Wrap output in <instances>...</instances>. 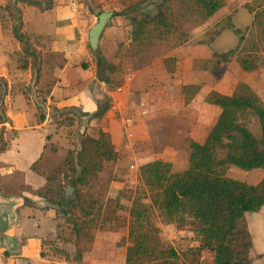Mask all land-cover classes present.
Instances as JSON below:
<instances>
[{
	"label": "rangeland",
	"instance_id": "rangeland-1",
	"mask_svg": "<svg viewBox=\"0 0 264 264\" xmlns=\"http://www.w3.org/2000/svg\"><path fill=\"white\" fill-rule=\"evenodd\" d=\"M84 2L85 7H81L82 13L77 12L79 16L85 15L84 9L85 11L90 10L98 20L99 12L116 11L119 13L118 16L124 17L129 23L132 18H137V21H132L134 25L130 24L133 26L132 32L140 22L146 23L140 39L133 43H124L125 45L121 48L118 46L112 26H108L106 29V34L103 36L97 52L107 60L102 65L100 73L101 76L110 77V86L114 87L112 90H116L118 85L125 84L127 70L130 71L132 67V62L129 59L135 63L136 67L167 53L164 57L166 68L178 71L180 67L184 68L182 70L186 73L185 66L188 64L183 60L184 56L180 59L175 57L172 54V49L189 44L193 49L192 55L197 56L193 63L194 69L210 70L211 74L187 75L188 73H186L182 77L180 76L183 85L184 82H197L194 85L199 86L196 91L192 87L193 84L184 85L182 88L183 100L185 99L186 102L193 100L201 90L204 89V92L213 87L214 81L218 78L230 76L226 80V85L230 90L239 82L251 80L256 82L257 86L253 89L264 102V29L260 26L256 28L252 26L254 19L252 10L263 12L264 0H226L225 5L212 16H207L205 9L195 0H84ZM4 6L1 8L2 10L0 9V14L6 12L5 22L11 23L13 27L15 20ZM33 11V8H28L31 16ZM159 11L163 12L166 25H158L157 13ZM114 18L109 20V24H112ZM29 19L27 16L25 32L30 37L31 45L36 48L35 42L31 39V35L35 33L36 25L32 19ZM37 21L43 26V36L41 39L36 38L35 40L51 45L56 41V34L59 32L57 25L45 23L41 19H37ZM8 28L11 30L10 25ZM236 29H240L242 32L238 33ZM127 32L125 31V33ZM242 34H245L248 39L247 49L251 48L249 46H252L254 42H257L259 47L257 53L259 66L251 72L242 69L237 60L238 55L229 61L221 59L219 63H216V60L219 59L216 54L236 48L240 44ZM5 37L11 38L8 29L5 30ZM9 42L11 45V39ZM245 46L243 45V48ZM139 55L141 57H138ZM24 60V56L21 55V64ZM95 60L97 64V59L95 58ZM108 62L112 63L114 70L111 69L112 66ZM129 63L131 66H128ZM98 77L100 79L99 72ZM228 80L229 82H227ZM40 83L41 80L34 76L32 83L27 86L26 93L41 103L40 112L46 113L50 132L54 136L51 140L52 144L47 146L45 154L37 163L38 170L50 175L51 179L41 188L26 187L25 190L29 191L32 196L40 194L41 198H37L39 207L49 210L24 207L21 214L24 217H28L25 215L26 213L36 214L40 220L36 219V222H42L43 227L45 226L44 221H52L47 218L48 215L55 216L57 220L54 223V226H57L56 233L45 242L46 260L48 261L46 264H54V261H59L61 264L66 262L69 264H126L127 248L132 244L129 238L130 210L137 195L144 196L148 193L145 192L147 187L140 179V166L148 159H160L171 161L174 172L186 170L190 165L189 139L192 138L187 137L179 151L176 152V150V153L172 154L171 150L166 151L163 148L162 139L158 137L159 134L151 131V136L143 137V144H140V148L142 147L145 152L150 154L142 157L140 154L136 155L137 150L133 152L132 148L127 149L128 153L124 152V149H119L116 160H106L98 155L95 141L88 142L84 148L85 141L90 138L107 141V136H101L102 129L97 126H101L103 120L102 116H98L99 109L93 117L84 115L83 108L77 106L55 107L51 105L48 112L47 105L43 103L44 98L47 100V92L46 89H41ZM10 94L13 98V95H19V93L12 94V92ZM109 99L113 105V99L108 94L102 102V107ZM142 99L143 96H139L138 101ZM14 111H16V107ZM111 115L113 114L111 113ZM115 117H118L117 113H115ZM118 121L117 118L114 123L120 130L118 140L124 141L129 131L135 132L138 136L145 133V127L142 124L130 126L131 129H129V124H118ZM138 121L141 122L142 119H138ZM250 126L257 135L260 134L258 120L253 119ZM109 141L112 142L110 139ZM86 158L89 160L99 158L103 167L90 176L88 185L79 186L77 189L70 185L69 181L81 175L84 166L82 159L86 162ZM227 175L251 184L259 183L253 170H246L235 165L229 167ZM69 186L74 187L75 190L67 201H75L80 191L81 198L76 201L77 208L54 203L60 197H64L65 190ZM45 193L48 194L47 197L43 196ZM144 200L150 201L149 197ZM81 206L83 210L79 209ZM85 208L91 210V216H86ZM74 217L80 218V223L84 225L80 232L74 228L72 221ZM247 220L254 240L250 256L253 264H261L264 261V206L260 211L247 213ZM153 221L160 229L158 235L160 246L173 247L178 250L183 264H210L212 262V255L207 250L201 254L197 252L191 254L193 250L191 247L199 246V241L196 240V234L191 227L166 224L162 222L157 210H153Z\"/></svg>",
	"mask_w": 264,
	"mask_h": 264
},
{
	"label": "crops",
	"instance_id": "crops-1",
	"mask_svg": "<svg viewBox=\"0 0 264 264\" xmlns=\"http://www.w3.org/2000/svg\"><path fill=\"white\" fill-rule=\"evenodd\" d=\"M7 1L0 0V9ZM53 2L54 6L47 10L19 3L23 11L24 32L27 16L36 25L31 39L35 42L33 43L36 49L41 52L39 85H42L41 89H46V92L48 89L51 90L50 93L47 92V100L43 102L47 105L48 112L51 105L77 106L82 107L84 112L93 117L109 94L113 99V105L102 116L101 126H97L102 129L101 132L110 135L117 152L124 149V152L128 153L127 149L132 148L133 152L137 150L136 155L140 154L143 157L150 154L140 148V144H143V137L151 136V131L159 134L163 148L166 151L171 150L172 154L176 150L179 151L187 137L201 143L206 140L221 113V108L208 103L206 97L213 90L227 95L233 94L236 86L230 90L226 85V80L230 76L218 78L214 81L213 87L208 88V91L201 90L193 100L191 99L192 101L183 100V86L197 82H184L183 85L182 75L211 74L210 70L194 69L193 63L197 56L192 55L191 45L184 44L172 49V54L179 59L184 56L183 60L188 64L185 66L186 73L182 70L184 68L180 67L174 73L168 71L164 61L167 53L136 67L129 59L132 67L130 71L127 70L125 84L118 85L116 90H112L114 87L98 77L97 64L90 43V31L97 22L96 15L84 9L85 15L79 16L70 5V0ZM80 6L85 7L84 0H80ZM28 8H33L32 16ZM5 15L6 12L0 14V76L5 77L9 83L5 106L10 121L0 123V129H4L5 140L8 143L7 149L0 153V264H46L48 261L45 242L55 235L57 226H54V223L57 220L54 215H48L47 218L52 221H44L43 227L42 222H36V219L39 220L36 214L26 213L28 217H24L21 213L24 207L49 210L39 207L37 198H41L40 194L32 196L25 188H41L50 181L51 176L41 173L37 163L45 154L47 146L52 144L54 136L49 129L48 117L45 120L41 119L40 102L26 93L27 86L38 73L33 69L31 60L26 68L21 67L20 57L23 56V50L12 32V24L5 22L7 17ZM37 19L57 25L59 32L56 34V41L51 45L35 40L43 36V26ZM112 21V24L108 21L99 45L108 26H112L115 31L120 48L125 45L124 43H133L131 23L118 15ZM7 25H10L11 30ZM7 29L11 33L9 38L11 45L9 39L5 37ZM125 31H128V35ZM128 66H131L130 63ZM246 82L252 88L257 86L256 82L251 80ZM10 92L19 95H13V98ZM140 93L142 95H139ZM139 96H143L141 101H138ZM144 110L147 113H144ZM115 113L118 117H115ZM115 118H118V124H129V129L130 126L142 124L145 133L138 136L135 132L129 131L124 141L118 140L120 130L114 124ZM149 161L153 160L148 159L147 162ZM260 169L262 168L253 169L258 182L264 178V171ZM25 198L31 199L36 205L26 204ZM54 264L61 262L54 261Z\"/></svg>",
	"mask_w": 264,
	"mask_h": 264
},
{
	"label": "trees",
	"instance_id": "trees-1",
	"mask_svg": "<svg viewBox=\"0 0 264 264\" xmlns=\"http://www.w3.org/2000/svg\"><path fill=\"white\" fill-rule=\"evenodd\" d=\"M201 5L207 16H212L222 8L226 0H195ZM19 3L33 5L41 10L51 9L53 0H8L4 8L14 18L12 27L14 36L19 40L24 56L21 67L26 68L31 60L33 69L37 70L39 80L41 70V52L31 45L30 37L24 32L23 11ZM253 27L264 29L263 12L252 10ZM102 12H99L100 15ZM119 15L114 12V17ZM137 18L131 19V24ZM146 22V21H145ZM158 25H166L162 11L157 13ZM146 23L133 30V41L140 39ZM241 33L242 30L236 29ZM248 39L245 34L240 37V44L227 52L216 54L221 59L229 61L235 55L243 70L251 72L258 68V44L252 42L247 49ZM243 45H246L243 48ZM245 50V51H243ZM97 59L100 80L111 84L109 76H101L100 69L107 60L92 49ZM111 66L112 63L108 62ZM115 67V66H114ZM114 70L113 66L111 68ZM102 70V69H101ZM104 71V69H103ZM168 71L174 73L175 69ZM196 91L199 86L193 84ZM8 80L0 76V123L10 121L6 113L5 96L8 93ZM188 88L189 87H186ZM51 92L50 89L47 90ZM46 98L43 99V102ZM208 103L221 108V113L211 128L206 140L201 143L189 139L190 165L182 172H174L171 161L153 160L140 166V179L147 187L146 195H137L130 210L131 223L129 238L131 245L127 248L126 264H183L181 254L173 247H161L159 244L160 229L153 221V210L159 212L162 222L191 227L196 234L199 246L191 247L192 253L201 254L207 250L212 255L210 264H253L250 256L254 240L248 226L247 213L260 211L264 206V178L257 184L236 179L227 175L230 166L235 165L246 170L262 168L264 170V102L258 93L246 82H239L231 95L211 91L207 97ZM109 99L105 106L99 105L98 116H103L111 108ZM41 109V103L39 104ZM84 115H89L85 112ZM45 112H41V119L45 120ZM253 119L258 120L261 132L257 135L250 124ZM105 139L90 138L85 141L96 142L98 155L106 160H116L118 152L110 135L101 132ZM104 143V144H103ZM4 129H0V153L7 149ZM97 156V155H96ZM88 158V157H87ZM85 159L80 176L72 178L69 184L78 189L89 184L90 176L99 171L103 165L96 158ZM47 197L48 194H43ZM149 197L150 201L144 199ZM50 198H52L50 196ZM81 198L78 192L75 201H67L60 197L61 206L77 208L76 201ZM26 204L36 205L31 199L25 198ZM83 210L81 206L79 208ZM86 209V208H85ZM87 210V209H86ZM91 216V210L86 211ZM75 230H83L80 218H73ZM84 227V225H83Z\"/></svg>",
	"mask_w": 264,
	"mask_h": 264
},
{
	"label": "water",
	"instance_id": "water-1",
	"mask_svg": "<svg viewBox=\"0 0 264 264\" xmlns=\"http://www.w3.org/2000/svg\"><path fill=\"white\" fill-rule=\"evenodd\" d=\"M114 16V12L112 11H105L102 12L99 17L98 20L96 22V24L93 26V28L90 31V43H91V47L97 51L99 48V40L103 34V31L105 30V28L107 27L108 21ZM74 187L69 186L66 188L65 190V194H64V198L66 200H69L71 198V196L74 194ZM264 264V261L261 263Z\"/></svg>",
	"mask_w": 264,
	"mask_h": 264
},
{
	"label": "built area",
	"instance_id": "built-area-1",
	"mask_svg": "<svg viewBox=\"0 0 264 264\" xmlns=\"http://www.w3.org/2000/svg\"><path fill=\"white\" fill-rule=\"evenodd\" d=\"M80 0H70V5L72 6L73 9H75L79 14L82 13L81 11V6H80ZM144 113H147L146 110H144Z\"/></svg>",
	"mask_w": 264,
	"mask_h": 264
}]
</instances>
